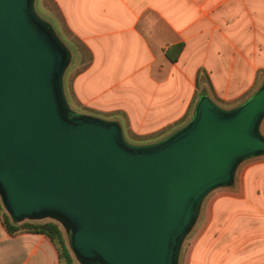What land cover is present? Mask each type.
I'll return each instance as SVG.
<instances>
[{
    "label": "water",
    "instance_id": "95a60500",
    "mask_svg": "<svg viewBox=\"0 0 264 264\" xmlns=\"http://www.w3.org/2000/svg\"><path fill=\"white\" fill-rule=\"evenodd\" d=\"M36 0H0V194L13 219L73 228L83 264H179L206 196L264 154V81L226 110L206 93L173 134L131 144L119 122L75 112L72 52Z\"/></svg>",
    "mask_w": 264,
    "mask_h": 264
},
{
    "label": "crops",
    "instance_id": "0c3cea01",
    "mask_svg": "<svg viewBox=\"0 0 264 264\" xmlns=\"http://www.w3.org/2000/svg\"><path fill=\"white\" fill-rule=\"evenodd\" d=\"M47 2L89 52L85 61L76 46L64 73L65 84L76 70L74 100L92 111L82 114L119 122L124 136L157 135L138 144L179 130L202 82L220 106L239 103L264 69V0H43L46 8ZM206 198L179 264H264V154L240 161L233 182ZM0 264L60 258L47 235L11 233L0 217Z\"/></svg>",
    "mask_w": 264,
    "mask_h": 264
},
{
    "label": "rangeland",
    "instance_id": "374dc122",
    "mask_svg": "<svg viewBox=\"0 0 264 264\" xmlns=\"http://www.w3.org/2000/svg\"><path fill=\"white\" fill-rule=\"evenodd\" d=\"M50 3V2H49ZM47 2V8L43 6V0H36V10L39 13V15L41 17H43L45 20L49 21L53 28L55 29V31L57 32V34L59 35V37L61 38V40L65 43V45L68 47V49L72 52L73 54V61L75 59V50H76V46L78 47V49L81 51L82 55H84L85 57V61H87V59L89 58V52L88 50L84 47V45L75 37L73 36V34H71L69 32V30H67V28L65 27L64 23L62 22L60 16L58 15L56 9ZM74 67V66H73ZM74 71H76L75 69L71 72V74H69L67 81L65 83V89L67 94L71 95V107L73 108V110H75L78 113H83V114H91L92 111H90L89 113H87L85 111L84 108L79 107V105H77V103L74 100L73 97V92H72V76L74 75ZM264 81V69H260L257 71V78L255 80V83L253 85V87L247 92V94L243 97V99L239 102V103H225L223 101H219L220 104H222V107L226 110H232L236 107H238L239 105H241L242 103H244L246 100H248L262 85ZM202 89H205L207 92V95L213 100L216 98L215 94L213 93L212 87L208 82H202L199 85V91L197 93V96L192 104L191 110L189 112V114L187 115V117L182 121L184 123H181V126L183 127L184 125H186L187 123H189V121L191 120V117L193 115V111L194 108L197 105V101L200 98V96L202 95ZM205 94V93H204ZM217 100V98H216ZM123 124L126 126V122L125 120H123ZM264 129V118L262 119L261 122V126H260V130ZM166 136V135H165ZM125 138L126 140L131 143V144H138L139 142H144V141H149L151 138H157V135H152V136H137L135 134H131V133H125ZM0 203L2 205V210H1V214L2 213H8V215L11 217L12 221H13V217L11 216V214L9 213V211L7 210V208L5 207L4 203H3V198L0 194ZM203 206L207 205V198L204 200ZM47 220H52L57 222L61 229L62 232L64 234V237L66 239V243L72 253V256L74 258V262L75 264H83L74 254V250L72 247V231L73 228L71 227V225L67 222L64 223L63 221H61L60 219L58 220L57 218L51 217V216H46V217H38V218H25L23 220H20L19 223H28V222H43V221H47ZM203 220V217H202ZM190 234L187 235V237L185 238L184 242H183V246L181 251L183 252V254L185 253V250L187 248V245L189 244V238H190ZM181 252V254H182ZM182 263V260H180V264Z\"/></svg>",
    "mask_w": 264,
    "mask_h": 264
},
{
    "label": "trees",
    "instance_id": "16d2710c",
    "mask_svg": "<svg viewBox=\"0 0 264 264\" xmlns=\"http://www.w3.org/2000/svg\"><path fill=\"white\" fill-rule=\"evenodd\" d=\"M177 48L181 50L182 46L178 45ZM176 57H171V60H175ZM203 93H206L204 91ZM2 205L0 203V217L6 229L13 233L19 230L38 232L47 235L56 245L60 264H75L72 253L66 243V239L62 232L60 225L52 220H47L43 222H28V223H19V221L11 219L8 213H2Z\"/></svg>",
    "mask_w": 264,
    "mask_h": 264
}]
</instances>
